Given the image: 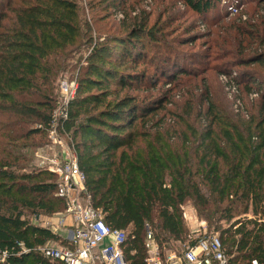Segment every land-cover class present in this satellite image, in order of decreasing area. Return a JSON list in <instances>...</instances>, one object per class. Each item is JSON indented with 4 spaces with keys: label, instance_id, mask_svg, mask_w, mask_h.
<instances>
[{
    "label": "trees",
    "instance_id": "trees-1",
    "mask_svg": "<svg viewBox=\"0 0 264 264\" xmlns=\"http://www.w3.org/2000/svg\"><path fill=\"white\" fill-rule=\"evenodd\" d=\"M2 1L0 264H51L36 249L59 237L32 224L29 216L33 214L36 221L41 214L53 216L63 212L65 204L56 196V177L35 168L34 154L44 145L58 109L57 78L69 67L66 62L76 52L75 46L90 37L92 28L98 38L80 66L76 93L66 118L59 119V132L68 136L73 147L92 206L101 212L105 225L127 233L123 246L126 263L147 264V232L163 259L167 253H179L170 243L185 239L181 207L193 200L200 215L210 214L209 208L214 206L213 215L227 222L237 218L228 228L216 229L230 264H264V82L247 72L239 76L238 83L247 94L257 91V100L245 108V115H236L237 124L219 121L206 82L197 88L208 106L206 113H199L203 126L198 133L188 122L195 118L194 106H187L182 116L168 114L169 120L158 117L169 101V89L149 103L132 94L121 96L124 91L156 88L158 76L164 77L162 85L167 86L180 76L197 77L199 69L213 61L232 59L225 38L213 42L219 45L216 51L208 52L210 44L204 42L205 51L182 56L180 47L207 40L212 30L207 35L169 39L167 29L173 19L148 27L151 15L145 12L132 18L133 23L125 27L129 29L126 35L109 34L100 44L102 18L87 22L79 14L77 0H20V5L16 0ZM96 1L100 5L109 1L102 11L115 14L123 13L126 4V0ZM223 1L231 0H180L202 24L206 20L208 28L217 27L227 17L229 10L219 12L220 7L224 9ZM234 1L236 8L244 9L250 0ZM256 2L264 5V0ZM233 19L218 32L233 30L238 54L247 56L229 61L225 68L254 65L264 70V15L252 23ZM111 43L121 47L116 55L106 50ZM78 60L81 63L83 57ZM181 61H190L189 67ZM138 66H149L154 72H134ZM121 67L132 72H119ZM178 121L183 128H176ZM167 126L175 128L170 131ZM65 243L61 238L59 245ZM3 253L6 257L1 262Z\"/></svg>",
    "mask_w": 264,
    "mask_h": 264
},
{
    "label": "rangeland",
    "instance_id": "rangeland-1",
    "mask_svg": "<svg viewBox=\"0 0 264 264\" xmlns=\"http://www.w3.org/2000/svg\"><path fill=\"white\" fill-rule=\"evenodd\" d=\"M20 0H16L15 4H19ZM231 0L230 3H222L223 8H219V12H223L225 10H228L230 6H235V1ZM2 0H0V10L4 9V3ZM78 8H79V14L82 18H84L87 22H92L94 18H102L101 27L103 28L100 44L104 43L107 36L110 34V36H124L127 34L128 30L127 26H130L132 24V18H135L142 15L145 12L150 13V20H149V26H152L155 22L158 24H163L165 22H168L169 20L173 19L170 27L167 29L168 35L170 38L177 39H185L187 36H197V35H207L209 34L208 29L212 30L210 33L209 38L204 41L198 40L193 45H187L185 47H180L182 51L181 55L184 56L185 53H200L202 51L206 50V46L203 45L204 42H207V44H210L208 46L207 51H216L219 48V45L216 43H213L214 41L220 40L225 38L227 41L226 45L229 47V50L232 52V59H224L220 61H213L208 66H205V68H200L199 70H202L200 74L197 75V77L193 78L192 76H185V77H179L176 79L173 83L170 85H162L165 81L164 77L158 76V79L160 80V83L157 85L154 89H136L132 90L131 92L124 91L121 96H124L125 94H132L133 96H138L139 101H143L145 103L157 101L160 99L165 91L168 89L170 92H168V103L164 105L163 110H161L158 113V117L160 119H166L169 120L168 114L171 116H182L184 114L185 109L187 106L191 105L194 106L195 112L194 117H192V120H188V122L193 126L194 130L198 133L199 130L201 131V126H203L202 121L199 120V113L200 112H207V102L205 99H201V92L200 89L203 87L204 83L206 82L208 85V88L210 90V99L211 103L214 105V111L217 114L219 121L222 123L227 124H237V120L239 119L236 117V115H241L246 112L247 107H249L250 104H252V101L257 100V91H253L252 94H247L245 92L244 85L239 82V76L243 72H247L249 74H252L255 79H257L260 82H264V70L259 68L258 66H244V67H235L234 65L228 66L225 68V64L229 63V61L233 59L244 58L247 56V53H243L242 55L238 54V43L237 41L233 40L234 32L233 30L231 32H218L219 27L222 28V26L227 27L229 24L233 23L235 18L237 21H240L242 23L247 22H254L257 18L264 15V5H260L259 2H256V0H250L249 3H246V8L240 9L237 8L236 12L231 13L230 10L228 11L227 17L222 18L219 20V24L216 27L208 28L206 23L207 21L204 20L205 24H202L201 19L194 15L193 13L189 12L180 2V0H126L125 6L123 5L122 11L118 13H113L111 11H102L105 8L109 7V1L105 5H100L98 1L94 0H77ZM236 7V6H235ZM104 8V9H103ZM125 15V16H124ZM223 20V21H222ZM222 21V22H221ZM200 23V25H199ZM106 29V30H105ZM185 30L190 31L188 34L185 33ZM121 36V37H122ZM91 38V41L90 39ZM98 38V32H96L93 28L91 30L90 37L83 39V41H79L77 46H75V53L71 56L66 64L69 65L65 71H63L61 74H59L57 78V84H56V91L55 94L58 96V120H59V113L60 108L63 105L64 101L71 95V88H74L72 96L75 95L76 89H77V83H78V72L80 69V66H83L84 59L89 56V53L92 49V46L95 44L96 39ZM92 45H91V43ZM237 43V44H236ZM104 44L103 46H105ZM109 54L116 55L118 51L121 50V47L117 44L111 43L107 45ZM216 49V50H215ZM237 56H236V55ZM82 56L83 60L81 63H79L78 58ZM103 57L107 58L106 54H102ZM238 57V58H237ZM191 60V59H190ZM182 65H185V67H189L187 63L190 64V61H181ZM211 62V61H210ZM214 64L218 65L217 67ZM106 65V64H104ZM107 66V65H106ZM233 67V68H231ZM110 68V67H108ZM230 68V69H228ZM119 72L124 73H131L132 69L128 67H121L118 69ZM146 71L148 75L153 74V69L149 66H138L136 67L134 72H142ZM221 70H225L228 72H223ZM231 79L235 80L236 82H233ZM239 79V80H238ZM60 83H63L65 86H67L70 90L69 93H66L64 90L60 92L59 86ZM205 83V84H206ZM230 85L235 86L236 90L235 92H232L228 87ZM206 86V85H205ZM113 90V88H112ZM71 96V97H72ZM259 102V101H258ZM256 102V103H258ZM200 105V106H198ZM253 105V104H252ZM251 105V106H252ZM257 109H253V113H256ZM184 126L178 121L176 128H183ZM175 127L167 126L165 129H169L170 131H173ZM198 130V131H197ZM218 130V129H216ZM47 138V136H46ZM46 138L43 139L42 148H38L35 150V161H33L35 168H40V166L47 165L50 163L51 160L55 157V153L62 151L60 148V144L57 146L54 145L52 147L49 145V143L46 141ZM60 142H62V146H66L67 143H69L68 136H59ZM191 142L192 139H190ZM37 156H40L42 158L38 159ZM42 161V162H41ZM33 167L25 168L22 172H29L30 170H33ZM204 194L207 198H212L209 193L205 190ZM215 207L209 208L211 213L205 212V214L200 215L198 209H196L195 203L193 200L187 201L182 207H181V213H182V219L185 224V227L187 229L186 237L183 241H172L170 243V247L173 250H183L184 247L195 238L199 236H203L204 234H210V233H216L219 234V230L216 231V229L219 228H228L230 224L236 220H231L230 222L225 221L224 219H221L219 216L213 215ZM62 212H58V214H55L53 216H46L44 214L39 215V222H36L35 217L33 214H30L29 220L34 225H43V223L46 220H49L55 216L58 215V217H61ZM248 219H251V215H246ZM246 216H241L240 218H245ZM61 219H64L62 217ZM65 223H69V219L65 220ZM211 223V224H210ZM64 229L59 231L58 237L61 241V238H63ZM53 241L50 242L49 245H55L58 246L60 241Z\"/></svg>",
    "mask_w": 264,
    "mask_h": 264
},
{
    "label": "built area",
    "instance_id": "built-area-1",
    "mask_svg": "<svg viewBox=\"0 0 264 264\" xmlns=\"http://www.w3.org/2000/svg\"><path fill=\"white\" fill-rule=\"evenodd\" d=\"M225 2L222 3L225 4ZM228 10L233 13L237 11V8L230 6ZM228 88L232 92L236 90L233 85ZM59 89L60 92L62 90L66 93L70 92L63 83H60ZM73 90L74 88H71V95L60 108L59 119L66 118L67 106L73 97ZM59 131L58 111H55L47 130V142L52 147L60 144L62 151L55 153L53 160L40 168L56 177V196L64 202L65 209L61 217L57 215L39 226L54 235H58L59 231L64 229L62 239L66 243L58 246L48 244L38 247L36 250L51 264H127L123 254L127 233L105 225L101 212L92 206L90 196L85 189V176L79 169L77 156L70 141L66 146H62ZM37 158L42 160L40 156ZM62 217L64 219H61ZM66 219H69L67 224L65 223ZM36 222H39V219ZM195 240V244L186 245L179 253H167L163 259L161 250L152 234L147 232L146 263L230 264L217 234H204ZM22 251L27 253L24 249ZM5 257L6 254L3 253L1 262ZM252 264H256V262Z\"/></svg>",
    "mask_w": 264,
    "mask_h": 264
}]
</instances>
